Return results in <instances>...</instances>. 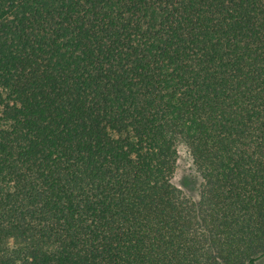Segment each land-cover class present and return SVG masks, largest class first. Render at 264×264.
Masks as SVG:
<instances>
[{
  "label": "trees",
  "instance_id": "16d2710c",
  "mask_svg": "<svg viewBox=\"0 0 264 264\" xmlns=\"http://www.w3.org/2000/svg\"><path fill=\"white\" fill-rule=\"evenodd\" d=\"M0 264H264V0H0Z\"/></svg>",
  "mask_w": 264,
  "mask_h": 264
},
{
  "label": "rangeland",
  "instance_id": "374dc122",
  "mask_svg": "<svg viewBox=\"0 0 264 264\" xmlns=\"http://www.w3.org/2000/svg\"><path fill=\"white\" fill-rule=\"evenodd\" d=\"M179 154L180 158L174 182L185 191L194 195L197 192L195 188L198 187L199 184L198 174L193 167L188 151L182 147Z\"/></svg>",
  "mask_w": 264,
  "mask_h": 264
}]
</instances>
